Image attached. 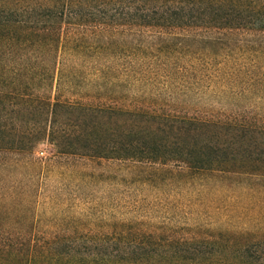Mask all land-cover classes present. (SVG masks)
Instances as JSON below:
<instances>
[{"label":"trees","instance_id":"16d2710c","mask_svg":"<svg viewBox=\"0 0 264 264\" xmlns=\"http://www.w3.org/2000/svg\"><path fill=\"white\" fill-rule=\"evenodd\" d=\"M206 84L264 94V0H0V264H264V120L174 98ZM209 188L256 227L179 213Z\"/></svg>","mask_w":264,"mask_h":264},{"label":"rangeland","instance_id":"374dc122","mask_svg":"<svg viewBox=\"0 0 264 264\" xmlns=\"http://www.w3.org/2000/svg\"><path fill=\"white\" fill-rule=\"evenodd\" d=\"M247 85L234 87L228 89L225 86H208L196 85L193 90L186 96L183 94V88H176L174 98L179 101H186L185 109H189L190 113H199L201 115H217L226 117L230 115L232 111L240 110L245 112V109L250 111L251 116L257 120H264V94L248 92ZM192 88V86H190ZM226 89H228L226 91ZM191 89H189L190 91ZM232 90V91H230ZM84 91H88L85 89ZM132 93L136 91L133 88ZM150 92V91H149ZM244 92V93H243ZM106 97V96H105ZM51 156V149L46 145H41L36 153V157L46 160ZM89 170H94L97 173L104 172L106 174H113L116 170H119V165L113 161L101 160L95 163L87 164ZM85 165V167L87 168ZM68 182L59 173H52L51 177L44 180L43 188L41 189V196L38 198V213L42 214L50 213L52 203H50V196L57 194L60 198L68 197V188H64L63 185ZM109 186V185H107ZM96 187V186H95ZM219 190V187L214 186ZM108 189V187H106ZM207 193L201 196H195L193 202H189L187 205H181L178 211L183 217H189L203 223L207 227L221 228V229H234V230H247L256 227V224L247 221L243 217H231L233 209L230 203H234L231 200L232 194L223 193L214 195L217 191L214 188L207 189ZM114 192V193H113ZM238 192V191H237ZM236 192V196H240V193ZM103 193L101 187H96L95 194L100 196ZM114 195L119 194L115 189L112 191ZM55 195V196H57ZM60 198H58L60 200ZM127 209L123 208L122 211ZM126 216H129L127 214Z\"/></svg>","mask_w":264,"mask_h":264}]
</instances>
